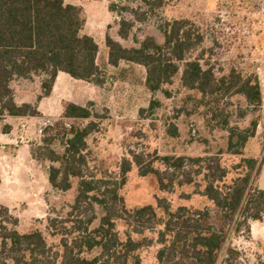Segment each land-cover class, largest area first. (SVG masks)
I'll use <instances>...</instances> for the list:
<instances>
[{
    "label": "trees",
    "instance_id": "16d2710c",
    "mask_svg": "<svg viewBox=\"0 0 264 264\" xmlns=\"http://www.w3.org/2000/svg\"><path fill=\"white\" fill-rule=\"evenodd\" d=\"M139 2L135 9L109 3L108 11L119 18L116 36L120 40H127L132 35L137 22L144 23L158 17L164 5V0ZM127 14L131 18H126ZM85 23L82 8L63 0H0V119L39 118L36 131L40 142L31 155L37 163L47 166L50 188L67 193L73 190V180L77 181L73 190L74 202L67 217L47 219L50 235L59 237L58 250L47 244L45 235L38 229L26 233L17 231V219L7 215L6 208L0 207V217L3 213L6 217L5 221L0 220L1 264H129L130 260L133 264H140L137 252L147 246V241H134L129 235L121 241L116 231L117 220L135 223L136 234L156 226L164 227L159 233L162 247L157 253L158 264H239L238 252L231 247L225 248V234L208 223V213L183 207L172 212L164 200H158L167 216L163 220L164 217H157L152 206L126 209L119 194L133 166L141 177L156 175L162 191L175 185L193 184L190 173H185L186 180H178L179 175L182 176L187 166L200 165L196 176L201 175L202 170L210 171L211 166H203L201 158L165 156L147 161L143 155L131 154V159L124 158L120 162L118 178H95L89 174L87 138L97 126L93 122L86 127L77 124L101 119L92 110V104L65 103L63 113L55 123L41 118L38 103L51 95L59 72L96 87L105 83L97 65L98 45L93 38L82 33ZM157 30L163 37L162 43L153 36H145L140 41L134 36L135 45L129 48L107 32L108 64L117 68L121 62H126L143 67L145 88L152 95L171 84L182 70V86L196 91L202 100L241 96L247 105L241 117L260 109L262 94L256 76H242L231 70L228 75L217 78L213 68L201 63L203 58H191L204 42V35L195 24L184 19L161 21ZM36 77L41 81L34 102L18 103L12 83L15 80L33 81ZM158 106L156 100H151L147 111L152 114ZM225 113L226 110L221 109L213 118L220 117L221 128L229 132L227 152L240 155L248 140L255 136L258 122L252 121L242 130L230 128L229 114L226 119L222 118ZM170 133L176 137V128ZM155 160L160 161L166 170L155 169ZM243 161L249 169L256 163L253 159ZM248 179L244 178V184L231 185L226 192L216 188L212 181H205L201 194L221 210L228 224L234 221L236 214L244 220H260L264 210H260L258 204L264 206V191L251 189ZM254 195L261 201L256 205L255 213L247 216L255 202ZM96 207L100 208L99 216L95 213ZM235 224L239 227L241 222L236 219ZM223 251L225 257L220 260ZM94 252L96 254L92 255Z\"/></svg>",
    "mask_w": 264,
    "mask_h": 264
},
{
    "label": "rangeland",
    "instance_id": "374dc122",
    "mask_svg": "<svg viewBox=\"0 0 264 264\" xmlns=\"http://www.w3.org/2000/svg\"><path fill=\"white\" fill-rule=\"evenodd\" d=\"M63 1L76 6L98 5L85 16L87 27L110 26L109 30L105 29V33L108 32L127 48L135 45L134 36L139 41L145 36H153L157 42L162 43L163 37L157 30L161 21L189 20L204 35L203 45L191 54L192 59L203 58L201 63L213 68L217 78L228 75L231 70L242 76L258 78L262 105L258 111L241 117L247 108L243 97L202 100V96L196 91L182 86V70L171 84L152 95L145 88L146 73L143 67L126 62H121L118 68L108 66L105 53L108 50L102 48L97 55V65L102 71L104 85H83L80 88L83 94L80 101L90 98L92 110L101 119H90L77 124L86 127L93 122L97 126L87 138L89 174H93L95 178H118L120 162L124 158L131 159V154L143 155L147 161L165 156L201 158L203 166H211L210 171L202 170L203 173L196 176L200 165L187 166L178 180H186L185 173H190V178L195 183L175 185L166 191L159 189L156 175L141 177L133 166L127 175L125 186L119 191L126 209L152 206L157 217H164V220L167 216L161 205H158V200H164L172 212L182 207L190 211L206 212L209 215L208 223L224 232L225 248L231 247L238 252L239 264H264V214L261 213L260 220L256 221L244 220L241 215L236 214L234 221L228 224L221 210L201 194L205 181H212L216 188L226 192L233 184H244V178H249L248 186L252 185L251 189L260 190L259 181L264 172V0H164L159 16L144 23L137 22L132 35L124 41L116 36L119 18L109 14L104 6L113 2L135 9L140 5L139 0ZM125 17L131 18L129 14ZM40 81L37 77L33 81L15 80L12 87L18 101L34 99L40 91ZM151 100L159 103L152 114L147 111ZM221 109L226 110L223 119L229 114L227 121L230 128L242 130L249 127L252 121L258 122L255 136L248 140L240 155L227 152L229 132L221 128L220 117L213 118ZM141 110H145L144 113ZM43 119L55 123L60 117ZM172 128H176V137L170 133ZM38 146L31 147V151H36ZM3 152L2 150V154ZM2 154L0 175L3 172L6 176L9 171L18 172L16 167L10 168L9 162L8 167L3 165L5 160L1 159ZM244 159L256 160L254 168L249 169ZM37 165V173L33 163L24 171L28 175H34L30 182L14 181V187L8 182L0 183V207L6 208L7 215L17 219V231L26 233L38 229L45 235L47 244L58 250L59 237L50 235L47 219L67 217L74 202L73 190L77 181L73 180L72 191L58 193L47 188V166L40 163ZM153 166L160 172L166 170L158 160L154 161ZM32 187L34 189L30 190ZM253 199L255 202L247 216L255 213L256 205L261 201L257 195ZM258 205L260 210H264V206ZM95 213L99 216L100 208L96 207ZM5 218L3 213L0 220L5 221ZM236 219L241 222L239 227L235 224ZM96 224L97 222L94 226ZM136 226L135 223L117 220L116 231L120 240L125 241L128 235L134 241L145 239L147 246L137 252L140 264H158L157 253L162 247L159 233L164 227L156 226L136 234ZM94 254L96 253L92 255ZM219 257L220 260L223 259L225 251ZM2 261L0 256V264ZM129 264H133V260Z\"/></svg>",
    "mask_w": 264,
    "mask_h": 264
},
{
    "label": "crops",
    "instance_id": "0c3cea01",
    "mask_svg": "<svg viewBox=\"0 0 264 264\" xmlns=\"http://www.w3.org/2000/svg\"><path fill=\"white\" fill-rule=\"evenodd\" d=\"M106 1V0H104ZM66 3V2H65ZM101 6L102 4L99 3ZM74 5V4H72ZM82 8L85 16L88 11H93L92 8L98 7L96 4H87V5H77ZM109 14L108 5L104 6ZM98 23V22H97ZM88 22L86 21L82 33L94 39L98 45L99 50H107L105 46V29L106 25L98 27L88 28ZM87 29V31H86ZM119 41V40H118ZM106 53V59L108 63V52ZM108 66H110L108 64ZM114 68V67H113ZM118 68V67H117ZM83 85H91L89 83L78 81L72 79L69 75L59 72L52 90V93L49 97L41 99L38 103V110L43 118H57L60 117L63 113V106L65 103H74L80 106H85L89 101H92L90 98L80 101L83 97L80 88ZM96 88V87H95ZM71 91V92H70ZM73 93V94H72ZM16 98V97H15ZM78 99V100H77ZM35 100H26V101H16L18 103H33ZM39 118L33 117H4L0 119V154L3 152V157L1 159L5 160L4 166L9 162L12 167H16L18 172H10L6 176L3 172L0 175V183H11L14 187V181L22 182L28 180L32 181L31 177L34 175H28L26 172L27 167L30 166V163H33L35 170L38 167V163L31 157V147L38 145L40 142V135L37 134L36 124L38 123ZM2 165V167H3ZM5 170V169H4ZM33 171V172H34ZM38 171H36L37 173ZM15 173V175H14ZM16 176V177H15ZM46 178V176H45ZM13 182H10L12 181ZM47 181V180H46ZM47 188H50L47 181ZM27 189V188H26ZM32 187L30 190H33ZM51 189V188H50ZM6 205V204H5Z\"/></svg>",
    "mask_w": 264,
    "mask_h": 264
},
{
    "label": "water",
    "instance_id": "95a60500",
    "mask_svg": "<svg viewBox=\"0 0 264 264\" xmlns=\"http://www.w3.org/2000/svg\"><path fill=\"white\" fill-rule=\"evenodd\" d=\"M259 189L260 190H264V172H262V175L260 177V181H259Z\"/></svg>",
    "mask_w": 264,
    "mask_h": 264
}]
</instances>
